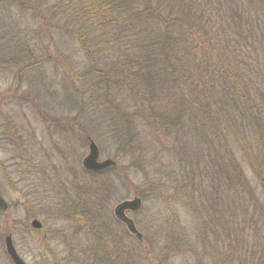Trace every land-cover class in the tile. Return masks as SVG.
<instances>
[{
    "label": "rangeland",
    "instance_id": "obj_1",
    "mask_svg": "<svg viewBox=\"0 0 264 264\" xmlns=\"http://www.w3.org/2000/svg\"><path fill=\"white\" fill-rule=\"evenodd\" d=\"M69 4L0 0V196L7 204L0 211V264H12L5 236L26 264H79L90 249L114 255V264H228L237 254L228 243L234 250L241 245L233 234L239 222L246 234L252 218L264 225L257 170L263 162L258 150L264 151V0H209L205 15L208 35L239 47L226 54L227 63L237 64L262 114L263 128L256 122L250 139L252 154L241 135L223 134L209 119L193 114L191 121L184 112L179 123L160 130L149 113L148 119L139 114L141 100L162 116L166 107V117L178 116L181 90L171 84L147 99L150 91L133 99L132 92L97 84L92 62L112 61L113 53L120 58L132 44L107 39L106 46L84 50L79 38L60 28ZM90 142L99 162H116L113 171L83 168ZM133 198L141 206L126 216L140 240L114 215L117 205ZM73 201L100 209L81 225L93 226L98 237L66 218ZM33 220L40 230L31 227Z\"/></svg>",
    "mask_w": 264,
    "mask_h": 264
},
{
    "label": "trees",
    "instance_id": "obj_2",
    "mask_svg": "<svg viewBox=\"0 0 264 264\" xmlns=\"http://www.w3.org/2000/svg\"><path fill=\"white\" fill-rule=\"evenodd\" d=\"M69 1V18L60 28L79 38L84 50L88 51L95 45L106 46L109 41L107 39L125 40L132 44L131 49L122 53L120 58L117 56L114 58L113 53L112 61L108 57H103L104 61L92 62L90 71L97 79V84L102 82L105 86L125 90L127 96L129 95L127 92H132L133 99L143 91H150L146 92L145 99L151 98L153 94L157 97L159 89L171 84L173 86L171 90H181L178 116L166 117L169 113L167 107L162 116L150 104L147 108L141 100L139 107H136L139 114H143L146 119L151 117V123L160 130H167L174 126L173 124L179 123L178 120L184 112L190 114L191 121L193 114L194 119H209L223 134L226 132L232 137L241 135L243 137L241 145L245 144V149H248L250 154L253 153L250 139L254 137L256 126L263 128L259 122L262 114L257 112L255 96L251 97L247 92L249 83L243 82L237 74L239 70L237 64L232 59L233 66L229 67L230 63H227L229 59L226 54L239 53V47H229L230 42L228 43L224 37L217 39L215 37L217 34L213 37L208 35L209 22L205 15L209 0ZM69 27L71 29H68ZM262 41L264 44V35ZM196 50L200 51L197 53ZM200 53L202 57H199ZM106 93L108 94V91ZM146 113L151 116L147 117ZM115 126L118 127L117 124ZM128 126L131 127L130 122L125 128L129 129ZM122 133L121 129L116 132L118 135ZM258 151H261L263 162L258 163L260 169L257 170L259 173L262 172L260 180L264 189V151L261 149ZM109 170L113 171V168L107 171ZM72 205L74 208L66 218L76 225L84 226L86 218L93 220L100 213V209L95 208L94 203L88 205L73 201ZM238 221L232 222V230L236 228ZM256 223L259 228H255ZM248 225L250 226L247 228L248 234L245 232L244 223L240 222L238 229L232 231L233 234L240 235L241 245L234 250L233 244L228 243V249L237 253L236 256L231 254L228 264H264V234H261L264 225L260 224V217L257 220L252 218ZM92 228L83 227L80 231L98 237L94 232L95 228L93 226ZM112 240L113 237L110 241ZM91 250L89 255L77 262L114 264V255L102 252L101 249Z\"/></svg>",
    "mask_w": 264,
    "mask_h": 264
},
{
    "label": "water",
    "instance_id": "obj_3",
    "mask_svg": "<svg viewBox=\"0 0 264 264\" xmlns=\"http://www.w3.org/2000/svg\"><path fill=\"white\" fill-rule=\"evenodd\" d=\"M98 158H99L98 148L93 142H91L89 145V153L82 163L83 167L87 171L96 173L115 166V162L112 160H105L103 162H99ZM140 206H141V201L138 198H134L133 200L124 201L123 203L117 205V207L114 210L115 217L121 222H123L126 225L127 230L132 235H135L138 240H140L142 236L137 231L134 222L126 216L125 212L126 211L135 212L140 208ZM6 209H7V204L0 196V211L5 212ZM31 227L36 230H40L42 228V225L39 221L33 220L31 222ZM4 245H5L6 253L13 264H26L25 261L18 255L13 245L11 236H6L4 238Z\"/></svg>",
    "mask_w": 264,
    "mask_h": 264
}]
</instances>
